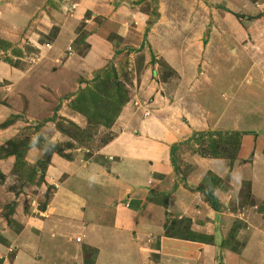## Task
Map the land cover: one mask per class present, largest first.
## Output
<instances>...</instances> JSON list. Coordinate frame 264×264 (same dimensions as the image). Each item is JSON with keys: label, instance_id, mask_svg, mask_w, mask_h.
<instances>
[{"label": "crops", "instance_id": "obj_1", "mask_svg": "<svg viewBox=\"0 0 264 264\" xmlns=\"http://www.w3.org/2000/svg\"><path fill=\"white\" fill-rule=\"evenodd\" d=\"M147 2L0 0V123L10 115L17 116L0 128V146L17 137L44 139L61 147L64 141L72 143L63 149L70 158L57 152L50 154L40 184L15 185V156L0 158L1 264H85L84 254L75 252L82 247L93 250L95 256L89 264H264V127L257 126L264 122V107H247L251 111L241 116L236 110V88L216 92L212 101L215 105L206 107V117L202 111L200 115L197 112L199 104L171 111L164 96L165 82L156 76L158 64H152L151 57L143 52L133 92L145 99L153 95L151 106L155 109L150 115L132 111L131 99L107 129L109 138L97 148H90V141L79 145L58 128L60 122L87 127V119L68 107L69 100L95 72L111 62L116 68L120 58L125 57L128 47H113L111 36L127 34L123 45L136 40L141 44L137 31L145 30L149 20ZM207 6L212 8L208 15L214 24L196 20L201 24L199 30H208L200 36L202 49L204 41L206 46L215 42L226 46L227 37L238 46L231 49L233 55L217 59V66L210 54L200 66L208 69V76H232L239 83L242 74V78L264 85V0H158L159 15L145 36V45L154 51L156 59L165 62L171 56H182L189 64L178 66L177 75L185 77L184 72L194 70L192 63L202 59V49L195 55L186 48L191 36L188 30H195L190 15L205 11ZM258 21L262 23L255 27ZM82 22L88 50L84 55L70 51L64 62L65 51L75 41V28ZM132 23L135 29L128 33ZM173 25L175 29L183 25L188 37L183 34L177 42L170 33L160 35L173 30ZM248 26L262 37L252 38L251 47L256 49H250L251 53L239 46ZM52 30L54 35L50 34ZM27 45L41 47L39 61L28 64L29 56L17 58L13 54L14 48ZM177 45L181 48L176 50ZM58 60L64 62L58 70L47 68ZM145 63H149L148 67ZM222 65L228 72L221 70ZM259 90L264 95V88ZM221 95H226L227 101ZM255 98L260 100L258 104H264V97ZM208 129L245 132L237 158L231 163L226 158L203 157L178 145L175 155L180 171L174 173L171 145L186 140L192 132ZM21 130L24 135H19ZM45 157L44 148L39 146L25 152L27 166L36 169L35 182ZM209 171L222 179L212 200L198 188ZM181 173L183 180L179 178ZM157 193L166 195L165 206L149 202L148 197ZM10 205L14 207L7 215ZM7 217L19 224V231L8 225ZM173 217L186 218L190 231L211 236L212 241L166 236L165 223ZM236 221L240 226L232 247H222L221 242ZM46 233L58 235V239L50 242ZM73 234L74 239L81 236L80 241L75 240L74 252L61 251L63 240L71 239ZM45 242L52 244L54 258Z\"/></svg>", "mask_w": 264, "mask_h": 264}, {"label": "rangeland", "instance_id": "obj_2", "mask_svg": "<svg viewBox=\"0 0 264 264\" xmlns=\"http://www.w3.org/2000/svg\"><path fill=\"white\" fill-rule=\"evenodd\" d=\"M157 3H158V0H149V2L146 3V8L148 10H150L151 12H150L149 20L146 22L145 30L137 31V33H138L137 39L139 36L142 39V42L140 45L138 44L139 40H136V39H135L136 41L134 43H129L127 45L124 43L125 45H123V40H124V38L126 39L127 34H122V36H121V34L113 35L110 38V41H112L113 47L117 46L123 50L126 47H128V50L125 51V57L120 58L121 60H120V62H118V65H116V69L118 72L119 82L123 83V85L127 91V94H128L127 102H129L131 99L133 100L131 102L132 105L130 104V106H131L130 108H132V111L133 110L135 112L138 111L137 113L139 115L141 112L143 116H146V115H150L153 112V109H155V107L151 106L153 95L148 97V99H145V98H141L138 93L133 92L134 87H135L134 86L135 85L134 75L137 74L136 72L140 71V69L138 68L141 66L140 64H143V60H142L143 59V57H142L143 52H146L148 54L147 58H149V56L151 57V63L152 64H158L156 66V69H155L156 76L158 77V80L163 81V83L165 82L163 85L164 96H165V99L167 100L166 103L170 106L171 111L174 110V111L179 112L180 107L182 108L184 106H194V105L197 106L196 104H199V108H197V112L200 115V112L202 111L204 115L202 113H201V115L206 117V112H207L206 107L208 105L209 106L211 105V107L215 105L212 103V101L213 100L215 101V97L217 96L216 92L227 93V91L230 87L232 89L236 88L235 91L237 92V97H238L237 104L239 106L238 108H236V110L239 112V114L241 113L240 114L241 116H243V112H246V113L250 112L251 107H252V109H257V110L261 109V107H264V104L263 105L258 104V102L260 100H258L257 98L253 99L254 96L255 97H264V95L260 92L261 90H259V88L260 89L264 88V85L261 81L253 83V81L248 79L247 77L242 78V74H240L239 83H238L237 79L236 80L231 79L232 76H230L229 78L226 75H221L219 77H216V76L212 77V76L207 75V74H209V72L207 71L208 69L205 70L200 66L202 63L201 60H203L207 54L211 55L212 62H216L215 66H217L216 65L217 59H219L221 56L223 57V56L228 55V54L230 56L233 55L231 49H236L235 46L237 45V44H231L229 41V39H231V38L227 37L228 39L226 42L227 43L226 46H222V43H218V42H215L213 45L207 44V46H206V42L204 41V38H203L204 46L202 49L203 44H202V39L200 38V36H201V33L205 34V32L208 30H205V29L199 30V27L201 25L200 22H203L204 25H205V23H204L205 21H208L209 25H211V23L214 24V22L210 21L211 19H210V16L208 15L209 10H212V8H210L208 6H207V8H205V11L204 10L198 11L197 15L195 14V12H193L192 15H190V20H191V23L193 24V27L195 28V30H188L191 33V36L189 37L190 41H189L188 46H186V48L189 47L191 49V51L193 52V54H195V55H196V53L198 54L200 52V50L202 49V59H200V61L197 59L195 64L192 63V69H194V70L184 72V74L182 76H185V77L179 78L177 74L180 70L177 67L182 65V64H187V65L189 64L188 61H185L182 58V56H181V58L178 55L171 56L170 57L171 59L168 58V62H165L164 60L156 59L155 57H157V55H155L154 51L152 49H150V46L145 45L144 41H145V36L147 35V32L150 31V27L153 26L152 24H154L153 19L159 15L157 12ZM189 9L190 8L188 7V9H186V12H189ZM185 16H186V14H185ZM185 16H182V17H185ZM199 18H201V19H199ZM197 19L200 22L196 21ZM166 20H167V17H164V21H166ZM242 20H243V17H242ZM129 23H131V22H129ZM259 23H262V21L256 22L255 27L259 26ZM84 24L85 23L82 22L78 25L77 28H75V41H73L70 44V46L68 47V49L65 51L64 62L67 61L66 57L69 56L70 51H71V53H77L80 55H82V54L84 55L87 52V50H88L87 45L88 44L85 42V40H86L85 38L87 36H86V30H84ZM128 26L130 28L128 33H132L133 30L135 29L134 23H132ZM249 27L250 26H248V31H246V36L241 37L239 39V41L241 40L239 46H240V49L242 51H246L248 53H251L250 49H252V50L256 49L254 46L251 47L252 38L259 39L262 37L258 36L259 35L258 31L256 32V30H254V29H249ZM54 33H55V30H52L50 32V34H53V35H54ZM143 33H144V35H143ZM168 33H170L171 36H175L177 38L176 39L177 42L179 40L178 38L183 34H185L188 37V33L183 30V25L179 29L177 27L175 29L174 25H173V30L162 31L160 33V35H164V36L166 35L167 36ZM243 33L244 32L242 31L241 34H243ZM203 37H204V35H203ZM95 43H97V41H95ZM194 43H199V45H194ZM44 44L45 43H43V46H44ZM121 44L123 46H120ZM43 46H42V49H44ZM48 47H50V46H48ZM48 47H46V48H48ZM36 48L34 49L28 45L26 47L23 46V48H21V49L28 51L26 53L27 56H29V57H31V55L33 57L36 56V58L34 57L33 60L29 59V57H28V60H27L28 64L35 63V62L39 61V59L41 58L40 57L41 56V53H40L41 47H39V45H37ZM38 48H39V51H37ZM178 48H181V47H179L177 45L176 50ZM31 51H33L32 54L30 53ZM151 53H152V55H150ZM129 54H132V56L130 57ZM238 54L240 56V52H238ZM134 55H136V58H134ZM138 57L140 59H138ZM23 58H24V56H23ZM178 59L180 60V62ZM64 62H61V61L59 62V60H58L57 63H54V65H49V67H47V68H49V70L51 68L58 70ZM148 64L149 63H145V65L147 67H148ZM109 65H113V63L111 62ZM225 65H222L221 70H223L224 72H228ZM95 73H94V77L90 81L94 80V78L96 76ZM222 97H224V99H225L224 102L227 101L226 95L222 96ZM248 101L250 103H248ZM218 102H220V101H218ZM248 104H250V105L248 106ZM247 107H250V108L247 109ZM146 112H148V114ZM263 112H264V110H263ZM225 113L228 114V112H224L223 115H226ZM60 120L63 121L62 118H60ZM178 120L179 119H177V121ZM69 125L70 124H65L64 126L66 128H68ZM257 126L263 128L264 122H263V124H258ZM99 128H101V127H98V129L96 128L94 131L92 130V134L94 135V137L91 136L90 138L92 140H90L89 144L86 143L89 145L90 148H97L101 143H103L109 137V130H107L108 128H104L103 130H99ZM213 129H215V128H213ZM209 130L212 131L211 129H208L206 131H209ZM193 133L194 132H192L191 135ZM24 134H25L24 131H22V130L19 131V135H24ZM14 139L15 138H13V140ZM16 139H20V137H17ZM187 139H189V137ZM186 140H183L182 142L179 141L176 144L182 145L181 146L182 149L186 148V149H189L190 151H192L193 147L196 146V143L191 146V145H188L187 143H185ZM61 144L63 145V147H65V146L70 147L72 143L64 141ZM57 145L60 146V144H57ZM75 147H77V146H75ZM199 148H201V147H199ZM176 150H175V152H176ZM175 152L173 154L175 162L171 161V164L173 166L174 173H176V172L179 173L180 170L177 169L178 168V160L176 159ZM193 153H195V152H193ZM14 174H16V173H14ZM182 175H184V174L181 173L179 176V178L181 180L184 179V177H182ZM16 177H17L16 180L13 181L15 183V185H23L25 181L22 179V177H20L19 174H17ZM18 187H20V186H18ZM43 199H45V197H43ZM43 199L41 198L40 200L43 201ZM41 204L43 205V203H41ZM173 219L178 220L177 217H173ZM171 220H172V218H171ZM178 221H180V220H178ZM170 222H171L170 220H167V222H166L167 227L169 225H171L172 222L171 223ZM180 224L182 226L184 225L183 223H180ZM184 228H186V227L184 226ZM45 235H46V238L48 239V241H50V242L54 241L55 239H58V235L50 236L49 233H46ZM66 236H68V235H66ZM80 238H81V236H78L74 239V234H73L71 239H68V240L64 239L61 251H67L68 254L73 253L74 248H75V243H76L75 240L80 241ZM77 239H79V240H77ZM45 245L47 246L48 249H51V247H52V244L49 242H45ZM81 245H83V243ZM19 248H21V247H19ZM27 252H29V251H27ZM75 252H77L76 254H78V253L84 254V259H83L84 262L83 263H85V264H89L94 259V256H95V255L93 256V250L89 249L88 247H86V248L82 247L80 251L75 250ZM51 253H52V256L54 258V256H55L54 255L55 254L54 248L51 249ZM34 256H39V255L34 254ZM37 260H39V259H37ZM35 264H43V262L37 261V262H35Z\"/></svg>", "mask_w": 264, "mask_h": 264}, {"label": "trees", "instance_id": "obj_3", "mask_svg": "<svg viewBox=\"0 0 264 264\" xmlns=\"http://www.w3.org/2000/svg\"><path fill=\"white\" fill-rule=\"evenodd\" d=\"M27 53V50H24ZM13 54L18 57H23L24 52L22 49H13ZM11 61V60H10ZM122 83V82H121ZM118 79L117 69L113 65H107L106 67L100 69L92 81L85 83L84 87L79 88L74 94L73 98L69 100L68 107L72 110L77 111L82 114L87 119V127L84 129L79 128L71 122L68 128H66L62 122L58 124L63 132L75 140L79 145L85 146L93 137L92 130L94 131L98 127L110 128L115 122L116 118L119 116L123 106L128 100L127 91ZM17 116L10 115L8 119L0 123V128L6 127L11 124ZM245 132L238 130H214V131H197L194 132L189 139L185 141L188 145H194L192 151L199 154L200 156H210L214 158H226L232 163L239 152L241 145V138ZM92 134V135H91ZM109 138V137H108ZM44 144H41L40 142ZM106 141V140H105ZM206 143V144H205ZM179 144H172L170 148L171 161L175 162L173 154L177 149ZM31 146H39L44 148L45 159L41 160V171L40 176L35 182L36 169L27 166L24 161V155L28 148ZM201 147V148H199ZM66 147H61L57 144L50 143L44 139H38L37 141H31L30 139H14L8 140L4 145L0 146V158L8 155L15 156V164L13 167V173L19 174L20 177L25 182L40 184L43 180V171L46 164L49 161V156L52 152H57L59 155L70 158L71 155L63 153V149ZM2 177L0 172V178ZM222 184V179L213 174L212 172H207L202 178L199 185V189L203 190L209 195V199H213V192ZM149 202H160L162 205H166L167 198L166 195L155 194L148 197ZM14 205L9 206L7 215L11 213ZM180 220V221H178ZM173 219L167 227L165 223V235L176 237L180 239L188 240H199L211 242L213 237L204 236L197 234L189 230V221L186 218L183 219ZM7 223L9 226L13 227L15 231H19L20 226L18 223L7 217ZM169 223V222H168ZM180 223H183L182 226ZM184 226L186 228H184ZM240 223L236 221L226 239L221 242V246L225 248L232 247V243L237 235ZM2 259L0 258V264Z\"/></svg>", "mask_w": 264, "mask_h": 264}, {"label": "clouds", "instance_id": "obj_4", "mask_svg": "<svg viewBox=\"0 0 264 264\" xmlns=\"http://www.w3.org/2000/svg\"><path fill=\"white\" fill-rule=\"evenodd\" d=\"M45 44H46V43H45ZM45 44H44V47H46ZM48 44H49V43H48ZM49 45H50V44H49ZM28 46H29V45H28ZM25 47H26V46H25ZM19 48L21 49V48H23V47H19ZM22 51L24 52V56H25L26 53H25L24 49H22ZM33 55H34V54H33ZM31 56H32V55H31ZM18 58H19V57H18ZM16 59H17V58H16Z\"/></svg>", "mask_w": 264, "mask_h": 264}, {"label": "built area", "instance_id": "obj_5", "mask_svg": "<svg viewBox=\"0 0 264 264\" xmlns=\"http://www.w3.org/2000/svg\"><path fill=\"white\" fill-rule=\"evenodd\" d=\"M45 46L48 47V46H50V45H49L48 43H46ZM146 113L148 114V112H146ZM77 240H79V239H77Z\"/></svg>", "mask_w": 264, "mask_h": 264}]
</instances>
